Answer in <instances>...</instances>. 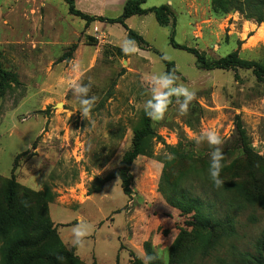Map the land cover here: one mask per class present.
Listing matches in <instances>:
<instances>
[{
    "label": "rangeland",
    "instance_id": "1",
    "mask_svg": "<svg viewBox=\"0 0 264 264\" xmlns=\"http://www.w3.org/2000/svg\"><path fill=\"white\" fill-rule=\"evenodd\" d=\"M126 1L74 3L84 14L109 19L121 14ZM224 1L146 0L143 9L167 5L170 22L159 26L152 13L127 19L145 46L128 44L120 25L86 24L69 15L62 0H0V62L19 82L0 84V177L43 196L62 246L84 264H127L129 256L147 264L146 244L158 263L168 264L181 231L187 236L180 240V264H232L255 252L264 235V78L240 68L201 69L191 53L169 43L173 31L175 43L196 49L208 62L234 52L264 65V23L234 11L236 0ZM159 55L172 63L177 86L195 99L181 115L173 97L165 118L152 120L154 135L130 167L127 197L121 162L142 125L151 97L148 78L165 73ZM75 82L90 84V95L98 98L86 118L68 90ZM209 129L223 140L225 183L219 189L208 175L213 148L195 144ZM168 153L174 159L167 160ZM180 197L200 201V214L214 220L210 229L200 230L192 214L171 207ZM223 221L228 224L221 228ZM80 222L90 232L85 246L72 250L66 245H73ZM209 240L219 241L201 260ZM50 243L48 253L39 246L26 257L30 264H73L50 252Z\"/></svg>",
    "mask_w": 264,
    "mask_h": 264
},
{
    "label": "trees",
    "instance_id": "2",
    "mask_svg": "<svg viewBox=\"0 0 264 264\" xmlns=\"http://www.w3.org/2000/svg\"><path fill=\"white\" fill-rule=\"evenodd\" d=\"M62 1L67 5L69 15L79 18L86 24L96 20L106 21L109 24H118L126 30L129 41L133 40L145 46H147V43L142 37L134 33L131 29H128L125 25V21L128 18L133 16H145L152 13L159 26L167 27L170 22V12L167 5L143 9L142 5L145 4L146 0H127L122 8L121 14L115 18L109 19L89 16L82 13L75 8L74 0ZM225 4L228 5L229 3L225 0L224 5ZM231 4L233 5V10L238 11L245 20H254L257 24L264 23V0H243V2L236 0L235 3ZM173 36L174 34L171 32L169 39L170 45L173 48L191 53L195 57L197 67L201 69L232 70L240 68L251 70L258 81L264 78V65L262 64L241 60L234 52L214 62H208L205 56L199 53L196 49L175 43L173 41ZM159 56L166 67L165 73H170L169 68L172 67V63L165 61L161 55ZM5 82L16 86L19 85L16 74L4 70L2 63L0 62V84ZM153 135L152 119L145 114L141 127L134 132L132 147L123 155L121 162V167L125 174L121 177V187L123 194L127 197L131 193L129 186L131 179V175L129 174L130 167L135 158L141 154V148L144 141ZM181 159L182 158H180V161ZM199 202L198 199L180 197V199H176L175 202H170V204L171 207L182 214H192L194 220L198 223V228H200V230L210 229V223H214V220L207 219L200 214L198 207H200L201 204ZM32 211L35 213V218L31 215ZM227 224V221H223L220 223L218 222L217 225L222 228ZM185 236H187L186 233H183L182 231L178 234L169 250L168 264H180V261L178 260L180 240ZM50 239L54 240L53 244L49 242ZM218 241L219 240H209L205 243L201 248V260L207 258L211 251L215 250ZM49 243L51 244L50 252H57L58 256L69 260V262L73 264H81L78 263V261H82L76 256V254H72L73 251H71L72 253L68 252L67 249L62 246L57 230L51 226L43 196L40 193H32L23 190L13 178L6 179L0 177V264H30L26 257L31 256L30 254L32 252H36L39 246H42V249L48 253L49 250L47 245ZM145 249L146 252H148L147 257L152 258L150 262L147 261V264H160V262L158 263V261L154 259L147 244ZM72 250L74 249L72 248ZM254 251L253 254H240L238 258L233 259L232 264H264V235L257 239ZM91 264L96 263L93 262ZM127 264H141V262L140 260L135 259L129 261Z\"/></svg>",
    "mask_w": 264,
    "mask_h": 264
},
{
    "label": "clouds",
    "instance_id": "3",
    "mask_svg": "<svg viewBox=\"0 0 264 264\" xmlns=\"http://www.w3.org/2000/svg\"><path fill=\"white\" fill-rule=\"evenodd\" d=\"M132 42L129 41L128 44ZM126 53L134 51L131 47H125L123 49ZM79 69V65L75 66ZM150 86L151 97L145 102V114L153 121H162L170 105L173 103V97L176 98V102L179 104V111L181 115H186L189 110V106L195 99V93L190 91L188 88L183 86H177L176 79L171 73H162L157 75H151L148 78ZM69 91L73 93L78 99L80 106L79 112L83 118L88 117L93 107L97 103L98 98L95 95H90L91 86L90 84H84L81 82H75L70 85ZM207 143L213 148L210 154V163L208 168V175L214 186L219 189L224 186V181L221 178V172L224 168L223 161L225 155L222 149L219 147L223 140L214 130L204 131L199 135L195 144L197 146ZM167 160L174 159L172 154H166ZM157 163L162 164L163 162L158 161ZM90 232V225L85 222H80L73 228V239L72 244L75 247H84L87 241V237ZM151 257H146V261L150 262Z\"/></svg>",
    "mask_w": 264,
    "mask_h": 264
},
{
    "label": "crops",
    "instance_id": "4",
    "mask_svg": "<svg viewBox=\"0 0 264 264\" xmlns=\"http://www.w3.org/2000/svg\"><path fill=\"white\" fill-rule=\"evenodd\" d=\"M119 16V15H118ZM117 17V16H116ZM129 19V18H128ZM118 25V24H117ZM125 25H126V21H125ZM253 24H251V26H252ZM127 26V25H126ZM128 27V26H127ZM129 29V28H128ZM173 32V31H172ZM148 41V40H147ZM150 42V41H149ZM164 209H166V210H170L169 208H166V207H163ZM171 212V211H170ZM80 220V219H79ZM78 220V221H79ZM59 225H62L61 227H63V226H67L66 224H60L59 223ZM59 228V227H58ZM58 228H57V232H58ZM156 229H157V227H155ZM147 234V233H146ZM120 244H121V242H120ZM120 246H122V248H123V244H121ZM66 247H68V248H73V249H75L76 247L75 246H73V245H71V246H67L66 245ZM121 248V249H122ZM119 249H120V247H119ZM75 252V251H74ZM129 255H130V253H129ZM131 259V256H129V258L126 260V262L125 263H128V261Z\"/></svg>",
    "mask_w": 264,
    "mask_h": 264
}]
</instances>
